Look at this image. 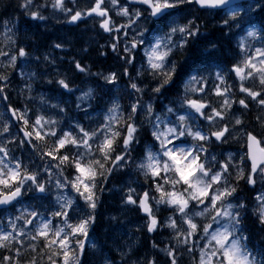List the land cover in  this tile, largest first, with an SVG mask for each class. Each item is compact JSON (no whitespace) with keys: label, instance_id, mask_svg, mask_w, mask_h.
<instances>
[{"label":"clouds","instance_id":"1","mask_svg":"<svg viewBox=\"0 0 264 264\" xmlns=\"http://www.w3.org/2000/svg\"><path fill=\"white\" fill-rule=\"evenodd\" d=\"M25 2L15 0L16 6L30 18L27 10L20 7ZM87 2L89 0H79L78 5L76 0H66L65 7L57 10L53 0H35L32 8L36 3L46 5L40 9L45 19L40 20L39 25L20 29L11 18L6 20L7 26L5 22L0 25V52L15 54L18 45L31 52L21 59L19 67L8 71L9 80L4 85L8 92L3 95L12 93L24 104L20 112L26 115L39 112L57 122L46 128L68 131L81 142V146L71 147L64 153L69 156V161L61 164L42 155L44 150L54 147L53 138L49 136L47 141L32 147L27 163L22 161L25 168L21 169L38 174L53 199L59 179L64 193L75 202L74 206L94 217L89 221L91 235L85 242L86 251L77 252L79 264H166L165 251L173 246L177 249V258L183 255L185 264H190L191 256L183 251L182 240L174 239L181 231H187L184 222L189 219L199 228L211 225L212 231L231 223L232 237L239 240L242 249L240 255L248 260V264H264V227L257 223L254 214L260 204L255 198L264 194V186L259 180L255 187L236 183L242 151L240 143L231 137L222 141L211 138L212 132L222 123H227L229 128L233 126L230 110L223 109L224 122L215 117L209 122L211 109L220 108V100L212 94L217 84L216 72H222L227 79L231 75L228 61L239 60L257 48H264V14L260 11L264 0H223L216 9L202 10L193 5L190 9L177 8L155 17L147 9L132 6L130 0H121L123 7L130 8L126 18L121 19L116 15L118 9L109 7L114 14L113 28L119 23L131 25L125 28L127 39L121 36L119 41L112 39L115 32L107 33L105 37L106 32L95 18L84 17L83 28L80 24L71 27L73 23L65 14L67 8L75 10ZM172 2L184 4L186 0ZM105 3L110 5L111 0H105ZM137 12L142 18L136 16ZM181 27L185 29L183 33ZM249 32L253 34L249 35ZM158 38L162 46L156 50L167 49L169 56L159 61L161 66L154 69L151 63L155 61L150 62L147 53L157 46ZM131 40H136L139 46L129 47L125 54V46ZM181 40L182 49L178 47ZM114 43L115 50L112 48ZM6 63L8 61L0 57V72ZM76 64L83 70L76 71ZM12 71L18 75V83L13 82ZM194 76L201 84L206 83L207 89L195 86L185 89V82ZM58 80H64L68 87H60L56 83ZM227 82L232 85L229 96H235L236 85L232 79ZM186 100H199L208 105L209 111L197 112ZM242 119L251 127L250 117ZM4 123L5 119L0 118V130ZM80 128L91 133L89 145H83ZM255 131L261 133L260 128ZM198 136H203V141ZM19 138L15 137L16 140ZM105 138L113 141L111 150L106 153L109 159H105L100 150ZM4 140L5 137L0 135V144L8 147ZM166 153H171L180 163ZM229 153L235 160L230 163L232 171L224 173L228 184L225 179L212 184V176L222 171L218 165L228 162ZM117 156L122 158V163L116 164ZM197 157L203 168L190 177L194 187H189L179 180L176 169L181 168L187 175L191 172L187 165ZM73 162L91 166L96 171L95 178L86 181L95 185V210L89 209L71 188L70 176L77 175L72 169ZM6 163L13 164V160ZM157 168L161 174L153 177L151 171ZM49 171L51 177L47 174ZM209 184L213 194L225 187L231 193L218 203V208L223 209L232 205L230 217L221 215L213 219L212 211L201 214L203 201L198 198L197 188L203 189ZM156 186L164 193L175 192L187 200L188 207L181 212L179 206H170L168 196L162 197ZM144 193L148 194L152 214L161 221L152 233L144 227L147 221L142 212L131 211L134 206L125 202L129 195L138 199ZM29 194L26 189L23 197ZM23 197L19 202L21 205L25 203ZM30 201L36 203L39 197L33 193ZM37 210L47 211L43 207ZM172 221H175V227H169ZM205 235L207 233L198 231L196 239L203 240ZM0 252L11 254L6 250ZM22 252L27 258L28 253L24 249Z\"/></svg>","mask_w":264,"mask_h":264},{"label":"snow or ice","instance_id":"2","mask_svg":"<svg viewBox=\"0 0 264 264\" xmlns=\"http://www.w3.org/2000/svg\"><path fill=\"white\" fill-rule=\"evenodd\" d=\"M35 0H26L20 5L21 8L27 10V14L33 21H40L45 17L40 12L42 7L36 3L35 8L31 5ZM79 5V0H76ZM223 0H186V3H173L172 0H130L132 6H138L140 9H147L152 17L160 15L163 12H171L177 8H191L195 5L199 9H216L220 7ZM66 0H53L54 7L59 10L65 7ZM109 7L118 9L116 15L121 19L128 16L130 8L122 6L121 0H111L110 5L106 6L105 0H89L82 7L73 10L71 7L67 8L66 15H69V22L73 24L86 23L84 17L88 19L95 18L99 21V27L106 33L115 32L117 34L123 33L125 39L128 37V32L125 28H130V24L119 23L116 28L112 27L113 16L109 11ZM242 7V5H238ZM261 13L264 14V7L261 8ZM24 14V13H23ZM138 18H142L140 12L136 13ZM164 19H167L165 17ZM8 21H5L7 26ZM175 31V29H173ZM181 33L185 31L183 27L180 28ZM223 31V29H221ZM196 33H191L195 35ZM253 33L249 32V35ZM114 41H119L120 36L112 37ZM139 45L136 40H131L129 45L125 46L124 52L127 54L128 48H137ZM162 45L158 43L157 46L147 53L151 67L156 69L161 65L159 61L164 60L169 56L166 49L163 52H158L157 47ZM56 47H60L57 43ZM179 48H183L184 44L181 40L178 44ZM115 50V43L112 45ZM241 49L244 50V43L241 41ZM31 55L29 49L18 45L15 54L0 52V57H3L8 63L4 65L3 72H0V98L11 103L9 95H3L8 92L4 85L8 82V71L14 67L20 66L22 58ZM230 67L228 71L230 76L226 79L222 72H216L215 78L217 84L212 90V94L220 100V108L213 107L209 122L215 117L217 120L224 122L226 115L223 109L227 108L232 113L233 126L229 128L227 123H222V126L212 132L211 138L214 141H222L231 137L234 141L240 143L242 151L239 153L240 167L237 170L236 183H245L248 187H255L258 180L264 186V48H257L254 52H249L245 57L239 60L228 61ZM76 71H82L80 64H76ZM15 72L12 71V79H14ZM232 79L236 85V95L229 96V85L227 80ZM56 83L63 88L68 87L64 80H58ZM220 85H224L221 87ZM195 86L196 88L207 89V84H201L197 77H192L185 82V89ZM31 92V87L28 88ZM190 107L197 112H208V105L199 100H186ZM231 102V103H230ZM7 111L11 113L19 122L18 132L23 135L19 138L20 147L26 148L24 141H28L31 147L35 148L40 142H45L48 137L53 138L52 143L54 147L44 150L42 155L50 161H60L65 164L69 161V156L64 153L68 152L71 147L81 146V142L71 135L68 131H57L51 127L46 128V125H55V120H50L46 116L37 113L26 115L24 112H17L15 105H5ZM135 110V109H134ZM238 114V115H237ZM248 116L251 127L245 125L242 117ZM115 119V117H112ZM183 119V117H181ZM5 123L0 130V135L7 138L8 145H15L17 140L13 138L12 126ZM256 128L261 129V133L255 131ZM79 134L83 137V145H89L92 138L91 133L80 128ZM203 141V136H198ZM128 139H125L127 144ZM113 141L105 138L103 144L100 146L102 154H105V159H109L106 155L111 150ZM0 206L5 209L6 214L9 208L14 209L16 214L14 218L9 219L5 228H0V250H6L11 254H4L0 252V262L2 264H79L77 259V252L83 253L86 251V244L88 237L91 235L89 231V221L94 220V217L88 215L83 209H77L74 205L73 199L66 195L61 188L59 179L56 181V188L58 189L54 199L48 195V189L45 183L41 182V177L32 172L30 169L21 171L25 168L22 161H17L14 165L6 163L9 159L14 160L15 157L11 155L8 147L0 144ZM166 155L173 159L177 164L180 161L171 153ZM227 163H220L218 167L222 169L212 176V184H219L221 179H225L224 173L232 171L230 163L235 160L232 153L228 154ZM122 158L116 157V164L122 163ZM165 166V170H166ZM191 169L187 175L184 170L177 167L176 172L179 180L189 187H194L190 183V177L198 170H202L203 166L199 164V158L192 160L187 165ZM72 169L77 174L70 176L71 188L76 192L77 196L82 200L89 209L96 208L95 185H89L86 181L89 178H95L96 171L91 166H85L78 162H73ZM48 176L52 173L49 171ZM160 169L151 171L153 177H159ZM205 175H208L205 172ZM228 180L225 179L226 185ZM157 187V191L163 197L168 196V203L170 206H179L181 212L188 207V202L180 197L175 192L164 193L162 189ZM28 190L30 194H35L39 197V201L27 208H16L19 204L23 193ZM235 191V185H233ZM198 198L203 201L200 212L202 215H207L209 211L214 213L213 219L219 218L221 215L228 218L231 216L230 209L232 205L229 204L227 209L218 208V203L225 195H231L227 187L218 194H213L212 185L209 184L206 188H197ZM197 197H194V199ZM256 200L260 201L258 211L254 209V214L257 215V223L264 227V194L257 196ZM126 204L134 206L131 211H139L144 214L146 231L149 233L155 232L159 227L161 221L157 216L152 214V208L149 203L148 194L144 193L140 198L135 199L130 195L126 199ZM46 208L47 211H39L38 208ZM187 226V231H181L174 239L182 240L183 251L189 253L191 256L190 264H248V260L244 259L240 253L242 251L240 242L232 237L233 225L231 223L223 224V227L217 231H212L211 225H205L199 228L192 220L184 222ZM169 227H175V221H172ZM198 231L207 233L203 240L196 239ZM191 245V246H189ZM15 249L13 252L12 249ZM24 249L28 256L25 258ZM166 264H185L184 256L177 258V249L173 246L165 251Z\"/></svg>","mask_w":264,"mask_h":264},{"label":"rangeland","instance_id":"3","mask_svg":"<svg viewBox=\"0 0 264 264\" xmlns=\"http://www.w3.org/2000/svg\"><path fill=\"white\" fill-rule=\"evenodd\" d=\"M33 23L39 25L41 22H39V21H34ZM119 36H120V37L123 36V33H119ZM13 82H14V83H18V82H19V77H18V75H17L16 73L14 74ZM7 95L10 96L11 100H16V103H17V99H19L18 97H14L12 93H8ZM16 106H17V105H16ZM29 115H32V113L30 112ZM0 118H3V119L7 118L9 124L12 126V132H13V134H14V135H13V138H14V139H15L16 136L21 137V134H20V133L18 132V130L15 128L16 126H15V125L13 124V122H11V120L9 119V116H8V114H7V110L4 109V106H3V103H2V98H0ZM46 118H47V117H46ZM4 142L7 143V138H6V137H5ZM174 143H175V141H174ZM19 144H20V141L17 140L16 145H19ZM24 144H25V141H24ZM25 145H27V144H25ZM8 148H9V149H12V151H11V155L15 157V159L13 160V165H14L17 161H23V162L27 163V155H28L29 152L32 151L31 144H30V145H27L26 148H24V147H20V146L14 148L13 145H8ZM0 155H2V154H0ZM31 195H32V194H29V196H25V198L30 199ZM50 198H51V197H50ZM30 204H32V203L27 202V203H24V204H22V205L19 204L16 208H22V207H23V208H27V207H29ZM33 204H34V202H33ZM16 214H18V213L15 212V210H14V211H11V212H8V213H6V214L3 215V217H2V218H4L3 220H1L2 218H1V216H0V228H5V227L7 226V224H8L9 219L14 218V216H15Z\"/></svg>","mask_w":264,"mask_h":264},{"label":"trees","instance_id":"4","mask_svg":"<svg viewBox=\"0 0 264 264\" xmlns=\"http://www.w3.org/2000/svg\"><path fill=\"white\" fill-rule=\"evenodd\" d=\"M0 5L4 10H8V11L12 12V13H7L5 16H12V14H13V16H15V18L13 20L16 21L17 28L31 29L32 27L37 26V25H34L33 22L29 20V18H27V19L25 18L24 14L21 12L20 8L18 6H16L15 0H0ZM19 12H21V13L19 14ZM40 30L43 31V29H40Z\"/></svg>","mask_w":264,"mask_h":264},{"label":"flooded vegetation","instance_id":"5","mask_svg":"<svg viewBox=\"0 0 264 264\" xmlns=\"http://www.w3.org/2000/svg\"><path fill=\"white\" fill-rule=\"evenodd\" d=\"M112 16H113V14H112Z\"/></svg>","mask_w":264,"mask_h":264},{"label":"water","instance_id":"6","mask_svg":"<svg viewBox=\"0 0 264 264\" xmlns=\"http://www.w3.org/2000/svg\"><path fill=\"white\" fill-rule=\"evenodd\" d=\"M143 214V213H142ZM144 215V214H143Z\"/></svg>","mask_w":264,"mask_h":264}]
</instances>
